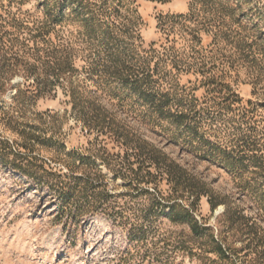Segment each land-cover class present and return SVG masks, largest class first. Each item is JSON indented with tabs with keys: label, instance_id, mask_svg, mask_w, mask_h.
<instances>
[{
	"label": "rangeland",
	"instance_id": "374dc122",
	"mask_svg": "<svg viewBox=\"0 0 264 264\" xmlns=\"http://www.w3.org/2000/svg\"><path fill=\"white\" fill-rule=\"evenodd\" d=\"M0 264H264V0H0Z\"/></svg>",
	"mask_w": 264,
	"mask_h": 264
},
{
	"label": "trees",
	"instance_id": "16d2710c",
	"mask_svg": "<svg viewBox=\"0 0 264 264\" xmlns=\"http://www.w3.org/2000/svg\"><path fill=\"white\" fill-rule=\"evenodd\" d=\"M5 147H6V146H5ZM147 175H148V176H152V173L149 171V172H147ZM148 181H149V180H147V181H144V180H143V182H145V183H148ZM91 184L93 185V183H91ZM98 185H100V183H98L95 187H91V188L93 189L92 192L95 193V191H96L97 188H98ZM139 186H140V184L136 185L135 187L138 188V189L140 188L141 192H148V189H144V188L141 189V187H139ZM92 194H93V193H92ZM171 210H172V213L170 214V216H171L172 219L174 220V219H176V217H175V216H176V215H175V205L171 206ZM183 214H184L185 216H187L188 218L193 219L192 214H190L189 210H187L186 208L183 210ZM219 249H220L221 251H223L221 245H219Z\"/></svg>",
	"mask_w": 264,
	"mask_h": 264
}]
</instances>
